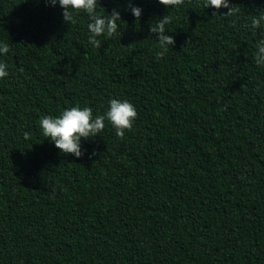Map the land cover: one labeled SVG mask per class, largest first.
<instances>
[{"label":"trees","instance_id":"16d2710c","mask_svg":"<svg viewBox=\"0 0 264 264\" xmlns=\"http://www.w3.org/2000/svg\"><path fill=\"white\" fill-rule=\"evenodd\" d=\"M133 2L139 20L100 0L122 21L95 49L86 14L0 0V264H264V29L250 27L264 0H231L233 15ZM166 14L160 56L149 24ZM110 98L136 107L123 137L106 120L75 158L43 136L42 117L103 115Z\"/></svg>","mask_w":264,"mask_h":264},{"label":"clouds","instance_id":"9594fccd","mask_svg":"<svg viewBox=\"0 0 264 264\" xmlns=\"http://www.w3.org/2000/svg\"><path fill=\"white\" fill-rule=\"evenodd\" d=\"M159 4L176 7L182 5L184 0H157ZM50 7L57 5L62 9V19L65 24L72 25L77 23L81 13L88 17L87 23V42L95 48L102 47V38L115 37L120 29L118 22L121 19V9L113 8L110 12L99 10L100 0H45ZM204 8L220 10L228 9L226 15L239 14L241 9L235 7L231 0H203ZM125 9L139 20L142 16L143 8L135 4L133 0H127ZM213 15H218L213 12ZM224 16V15H220ZM170 17L166 14L155 23L149 24V33L155 34L156 47L160 49L158 55L163 56L172 45L174 37L167 28L170 24ZM252 29H264V14L256 12L250 21ZM10 45L8 42L0 41V57L9 53ZM253 61L255 65L264 70V38L255 43ZM9 66L0 60V80L8 78ZM137 118V110L129 100L110 98L107 111L103 115H94L93 110L87 106H72L64 109L57 116H44L40 119L39 126L42 134L61 154H71L75 158L84 155L82 151V140H89L100 133L105 128V121L110 122L111 127L119 137H123L126 130H131ZM95 154V153H93Z\"/></svg>","mask_w":264,"mask_h":264}]
</instances>
